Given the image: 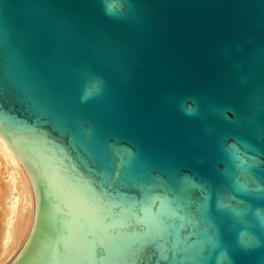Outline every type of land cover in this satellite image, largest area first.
Instances as JSON below:
<instances>
[{"label": "water", "instance_id": "obj_1", "mask_svg": "<svg viewBox=\"0 0 264 264\" xmlns=\"http://www.w3.org/2000/svg\"><path fill=\"white\" fill-rule=\"evenodd\" d=\"M0 137L12 264H264V0H0Z\"/></svg>", "mask_w": 264, "mask_h": 264}, {"label": "bare ground", "instance_id": "obj_2", "mask_svg": "<svg viewBox=\"0 0 264 264\" xmlns=\"http://www.w3.org/2000/svg\"><path fill=\"white\" fill-rule=\"evenodd\" d=\"M35 219L36 198L30 177L0 137V264L19 257L32 234Z\"/></svg>", "mask_w": 264, "mask_h": 264}, {"label": "snow or ice", "instance_id": "obj_3", "mask_svg": "<svg viewBox=\"0 0 264 264\" xmlns=\"http://www.w3.org/2000/svg\"><path fill=\"white\" fill-rule=\"evenodd\" d=\"M184 110H185L186 112H188V113H191V112L194 111V108L191 107V106H186Z\"/></svg>", "mask_w": 264, "mask_h": 264}, {"label": "rangeland", "instance_id": "obj_4", "mask_svg": "<svg viewBox=\"0 0 264 264\" xmlns=\"http://www.w3.org/2000/svg\"><path fill=\"white\" fill-rule=\"evenodd\" d=\"M32 230V229H31ZM11 259H9L8 261H7V263L6 264H12L13 262H14V260L11 262L10 261ZM16 260V259H15Z\"/></svg>", "mask_w": 264, "mask_h": 264}]
</instances>
